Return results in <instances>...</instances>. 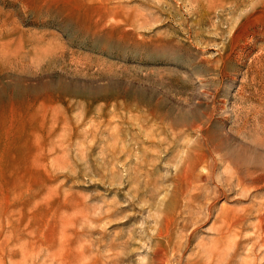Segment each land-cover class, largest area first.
<instances>
[{"label": "rangeland", "instance_id": "1", "mask_svg": "<svg viewBox=\"0 0 264 264\" xmlns=\"http://www.w3.org/2000/svg\"><path fill=\"white\" fill-rule=\"evenodd\" d=\"M0 264H264V0H0Z\"/></svg>", "mask_w": 264, "mask_h": 264}, {"label": "bare ground", "instance_id": "2", "mask_svg": "<svg viewBox=\"0 0 264 264\" xmlns=\"http://www.w3.org/2000/svg\"><path fill=\"white\" fill-rule=\"evenodd\" d=\"M203 176V175H202ZM202 179V178H201ZM178 185V184H177ZM221 190V189H220ZM211 212V211H210ZM231 224V223H230ZM256 257V256H255Z\"/></svg>", "mask_w": 264, "mask_h": 264}]
</instances>
